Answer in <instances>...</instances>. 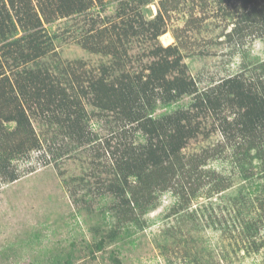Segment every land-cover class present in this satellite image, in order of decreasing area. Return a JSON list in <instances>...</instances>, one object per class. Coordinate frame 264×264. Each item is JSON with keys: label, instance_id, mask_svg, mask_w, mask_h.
Segmentation results:
<instances>
[{"label": "trees", "instance_id": "obj_1", "mask_svg": "<svg viewBox=\"0 0 264 264\" xmlns=\"http://www.w3.org/2000/svg\"><path fill=\"white\" fill-rule=\"evenodd\" d=\"M153 1L0 0V187L20 178L17 163L35 152L45 164L87 153L104 187L101 197H112L101 211L102 225L92 229L95 251L114 244L112 253L118 252L134 242L129 238L150 226L147 214L169 193L176 200L168 216L175 215L179 233L188 225L218 230L248 255L258 254L264 250V60H251L245 41L249 35L264 41V0H214L221 8L239 3L226 37L244 60L240 72L203 88L178 43L160 42L169 11L181 0H159L152 17ZM114 2V14H102ZM84 15L86 24L64 31L109 60L92 72L82 59L45 62L58 53L59 37L45 24ZM139 39L148 47L135 53ZM185 97L191 100L180 104ZM94 119L104 132L94 129ZM215 133L221 140L213 146L185 152L192 139ZM222 157L233 165L229 176L208 167ZM236 175L243 183L230 205L215 211L203 204L232 188ZM177 233L171 223L162 235L168 241ZM227 250L221 260L229 262ZM201 255H195L197 264H211Z\"/></svg>", "mask_w": 264, "mask_h": 264}, {"label": "rangeland", "instance_id": "obj_2", "mask_svg": "<svg viewBox=\"0 0 264 264\" xmlns=\"http://www.w3.org/2000/svg\"><path fill=\"white\" fill-rule=\"evenodd\" d=\"M158 3L159 0H154L149 5L152 17L159 11ZM115 4H109L102 14H114ZM238 12L239 3L229 1L221 8L214 0H181L178 9L169 11V28L165 33L168 36L160 37V42L166 45L165 41L172 37L169 44L178 43L189 65V72L202 88L240 72L244 60L238 54L240 47L236 41L226 37L234 26ZM87 22L88 17L84 15L46 23L50 33H58L59 37L55 41L58 53L50 59L45 58V62L53 63L52 57H58L65 65L68 61L73 63L82 59L84 69L92 72L97 70L102 61H108V57L85 50L73 35L64 31H74ZM245 45L251 60L255 57L264 60L262 39L249 35ZM147 47L142 39L133 44L135 53L145 51ZM260 72L259 68L251 69L254 75ZM190 100V97H185L180 104ZM163 111L159 109L157 113ZM92 123L95 124V130L104 132L103 123L96 119ZM210 127L207 125L206 129ZM219 140L221 137L218 133L207 138L200 135L189 142L185 152L191 154L201 151ZM88 155L78 152L45 164L35 152L29 160L17 163L20 178L3 183L0 187V264H54L56 261H61L58 264H197L195 255L200 254L211 264H264V250L248 255L240 250V245L236 246L218 230H195L188 225L182 227V234L179 233L180 224L176 223L175 215L168 216L176 200L169 193L160 199L157 209L147 214L150 226L129 238L134 242L127 243L118 252L112 253L114 244L95 251L92 229L98 224L102 225L101 211L111 204L112 197L109 194L101 197L104 187L101 179L93 175L96 168L94 160ZM224 157L209 161L208 167L229 176L233 165ZM232 180V188L223 195L201 200L203 204L211 205L215 211H222L226 205H230L229 197L243 183L237 175ZM230 210H238V207ZM219 216L223 218L222 213ZM229 217L230 213L226 215V218ZM171 223L175 224L178 233L175 238L166 241L162 233ZM103 228L106 229V225ZM88 246H92L93 253ZM226 249L229 251V262L221 260ZM112 254L121 263L114 261Z\"/></svg>", "mask_w": 264, "mask_h": 264}, {"label": "bare ground", "instance_id": "obj_3", "mask_svg": "<svg viewBox=\"0 0 264 264\" xmlns=\"http://www.w3.org/2000/svg\"><path fill=\"white\" fill-rule=\"evenodd\" d=\"M166 36H168V34H163L161 37L165 38ZM171 39H172V37L169 38V41L168 40L165 41V44L168 45L169 43H171V41H170Z\"/></svg>", "mask_w": 264, "mask_h": 264}]
</instances>
